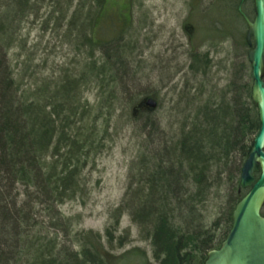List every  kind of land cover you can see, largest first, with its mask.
I'll use <instances>...</instances> for the list:
<instances>
[{
	"label": "trees",
	"instance_id": "trees-1",
	"mask_svg": "<svg viewBox=\"0 0 264 264\" xmlns=\"http://www.w3.org/2000/svg\"><path fill=\"white\" fill-rule=\"evenodd\" d=\"M87 2L70 14L73 0H62L60 19H69L66 41L76 61L43 75L33 57L20 59L22 67H14L11 57L13 48L26 42L21 23L37 11V0H0V264H152L138 247L109 257L123 214L149 241L155 264H203L221 243L216 242L220 225L226 236L234 206L245 194L238 186L240 170L258 129L250 87L236 79L216 89L209 53L199 52L203 39L198 37V48L196 40L191 47L186 41V62L175 68L193 84L179 90L170 134L154 153L131 161L125 193L109 211L113 222L103 234L75 230L74 217L60 206L85 203V168L105 147L122 104L119 92L127 90L136 61L126 43L133 22L128 8L120 15L109 0ZM235 45L246 47L245 39L235 38ZM86 91L95 93L98 105L84 98ZM132 96L131 114L147 97H157ZM118 242L122 247L124 241Z\"/></svg>",
	"mask_w": 264,
	"mask_h": 264
},
{
	"label": "rangeland",
	"instance_id": "rangeland-1",
	"mask_svg": "<svg viewBox=\"0 0 264 264\" xmlns=\"http://www.w3.org/2000/svg\"><path fill=\"white\" fill-rule=\"evenodd\" d=\"M192 1L109 0L108 6L111 10L116 9L122 15L127 12L124 9L126 7L128 13L132 14L131 38H129L130 42L126 43H130L129 51H132L134 57L136 56V61L126 83L127 90L119 92L122 104L118 106L112 116L113 122L106 134L105 147L91 158L85 168L88 185L87 195L84 197L85 203L83 204L78 199L66 201L60 206V211L63 214L74 217L75 230H93L103 234L105 228L113 222L109 217V211L118 206L125 193L131 161L141 158L142 155L149 156L154 153V149L160 146L162 138L170 134L172 129L170 122L173 123L178 117L175 103L180 97L179 90L185 84H193L191 79L188 81L183 76L184 71L177 70L176 72L175 68L184 66L183 64L186 62L184 43L187 41L186 35L190 30L184 28L193 25L191 21L193 17ZM211 1L204 0L199 11L200 13L204 10L201 13L203 20L198 19L200 23L198 37L204 41L199 52L207 50L211 64H213L210 70V74L213 76L212 84L216 89H222L227 85V82L237 79V83L248 84L250 87L252 80L250 64L247 60L249 47L236 46L235 44L232 46L228 39L221 38L222 34H219L218 38L225 42L219 41L216 45L217 36H213V8L206 9ZM37 2V11L27 15L21 23V37L25 38L26 42H23V45H17V49L13 48L11 57L14 67L17 64L20 67L23 66L20 59L33 57V63H38L42 67V74L45 75L52 66L67 65L69 61L76 60L73 59L75 52L72 44L66 41L69 39L67 37L70 27L67 25L69 19L65 21L60 19L59 10L62 0L61 4L60 0H37ZM83 2L86 7L87 0H73L70 14ZM201 15L199 16L201 17ZM246 30L247 26L240 23L237 29L235 27L232 29L234 38H244ZM72 34H75L74 30ZM72 34H70L71 38H73ZM208 38L212 39L211 45L206 43L209 42ZM212 44L216 45L217 49ZM15 54H19L18 58ZM233 62H237L238 66L233 68L231 65ZM153 92L157 96V106L152 111L142 107L131 114L132 106L128 105V96L132 94V97L139 101L142 97L151 95ZM84 98L90 104L98 105L99 103L93 91H86ZM181 106H184L183 103ZM181 106L179 105V108ZM97 108L98 113L99 107ZM103 119L104 117L99 119L101 127H103ZM254 136L251 137V140ZM138 178L139 175L135 179ZM136 188L133 186V190ZM223 192L227 193L226 188ZM118 221L119 226L113 234L115 238L122 239L124 243L121 247L118 239L117 242L114 241V249L109 250V257L112 254L116 255L138 247L146 253L152 264H155L151 259L152 251L149 241L139 235L137 227L129 217L123 214ZM225 228L224 224L220 225L216 234L217 243L224 239Z\"/></svg>",
	"mask_w": 264,
	"mask_h": 264
},
{
	"label": "water",
	"instance_id": "water-1",
	"mask_svg": "<svg viewBox=\"0 0 264 264\" xmlns=\"http://www.w3.org/2000/svg\"><path fill=\"white\" fill-rule=\"evenodd\" d=\"M254 17L245 18L246 43L250 47V100L256 108L258 129L251 149L242 164L238 185L247 189L235 204L231 226L218 248L207 252L203 264H264V0H253ZM140 105L154 109L157 103L151 97Z\"/></svg>",
	"mask_w": 264,
	"mask_h": 264
},
{
	"label": "flooded vegetation",
	"instance_id": "flooded-vegetation-1",
	"mask_svg": "<svg viewBox=\"0 0 264 264\" xmlns=\"http://www.w3.org/2000/svg\"><path fill=\"white\" fill-rule=\"evenodd\" d=\"M204 3V0H193L191 2V9L193 10V17L191 18V21L193 22V25L191 26H186L184 29H188L187 35H186V40L188 43H190L191 47V41L194 39L197 41V46H199V39H198V27L195 24V19L198 14H201L204 10H202L200 13L199 11L201 10V6ZM213 8L214 12V18H213V26H214V36H217V39H215L216 45L219 43V41H224L223 39H228L232 43V46L235 44V38L232 33L233 21L238 20V22L246 25L245 18L240 14L239 12V7L241 8V11L247 16L249 20H252L254 17V5H253V0H212L209 6L206 7L208 8ZM199 8V10H198ZM196 14V15H194ZM195 18V19H194ZM233 28H232V27ZM193 30V32H192ZM219 34H222L223 39L218 38ZM246 35V33H245ZM221 39V40H220ZM245 39V36H244ZM225 42V41H224ZM246 43V39H245ZM214 47L217 46L212 44ZM246 47H249L246 43ZM200 48V47H199ZM201 49V48H200ZM199 49V50H200Z\"/></svg>",
	"mask_w": 264,
	"mask_h": 264
}]
</instances>
